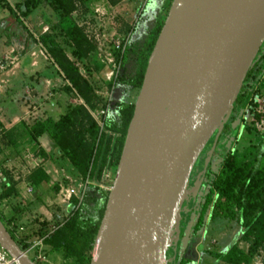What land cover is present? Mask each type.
<instances>
[{"label": "water", "instance_id": "1", "mask_svg": "<svg viewBox=\"0 0 264 264\" xmlns=\"http://www.w3.org/2000/svg\"><path fill=\"white\" fill-rule=\"evenodd\" d=\"M263 42L264 0H172L148 56L89 264H167L193 166L231 112ZM0 246L17 264H36L1 220Z\"/></svg>", "mask_w": 264, "mask_h": 264}, {"label": "trees", "instance_id": "2", "mask_svg": "<svg viewBox=\"0 0 264 264\" xmlns=\"http://www.w3.org/2000/svg\"><path fill=\"white\" fill-rule=\"evenodd\" d=\"M89 1L13 0L12 6H10L7 0H0V3L4 2L9 6L10 13L15 21L45 49L50 57L49 62L53 66L54 72L60 73L63 77L64 84L62 88L68 94L73 96L76 94L83 100V104L66 102L63 112L57 119L50 116L37 119L27 126V130L33 142H37L38 137L43 133L48 134L54 146L61 147L62 152L73 166L72 169L76 168L82 171L85 177H88L94 184V187L91 186L93 189L87 191L84 201L77 208L71 210L66 222L73 238L81 247L80 259L85 261V264H89L91 253L83 252L84 250L91 251L93 248L108 195V190H103L98 184L102 181L105 172H109L112 178L114 176L127 127L133 114L134 100H123L118 103L117 114L113 119L105 121L104 129L99 134V127L92 117L91 111L106 105L103 90L105 85L110 87L111 83L102 84L100 86L101 91H97L99 86L97 87L93 83L95 80L91 78L92 73L87 70L86 75H83L72 59L66 55L64 47V44L68 45L72 57L78 62H83L91 53H94L96 43L87 37L83 27L77 23H72L67 27L65 33L61 34L59 32L58 34L62 36L63 41H58V34L56 33L58 27L56 23L52 24L49 18L46 19V22L49 24L48 28L51 31L40 33L35 37L34 31L32 32L27 26L29 24L27 19L44 4L51 6L52 11L58 14L59 17H64L71 13L75 2L87 4ZM108 1L114 5L120 0ZM171 2L172 0H163L161 4L156 2L154 5L157 8L156 14H151L153 18L151 21L150 18H147L149 21L144 24L145 30L141 33L140 41L128 42L121 56L124 60L125 55L134 54L135 51L143 54L142 67L138 68L137 71L134 67L131 76L123 80L121 75L118 79V82L126 84L130 91H135V95L142 84L148 56L163 25ZM255 87L258 93L264 94V49L262 46L245 76L234 101V106L238 105L242 112L245 111L251 95L255 92ZM255 115L261 117L260 114ZM225 121L220 125L219 131L224 128ZM245 128L250 131L254 129V127L249 129L247 126ZM237 129L238 124L235 126V131ZM74 130L79 131L80 139H77L76 145H71L67 142L70 136L74 135ZM82 133L86 137L82 138ZM262 134L264 137V129ZM217 138L216 135L214 142L217 141ZM0 170L7 181L0 190V204L4 200L7 202L15 200L11 206L13 213L7 216L0 213V220L19 247L25 250V245L8 228L11 223L16 224L19 222L25 208L22 205L24 202L18 186L19 181H15L16 179L6 169L2 170L1 168ZM30 178L34 185L31 182H29V185L37 187L48 178V175L41 168H37L31 173ZM52 189L53 192H57L58 185L55 184ZM209 203L211 205L210 217L212 220L218 219L226 224L236 222L241 226L240 236L232 241L226 250H208L209 257L220 261L222 264L250 263L259 252L258 247L261 244L264 245V145L260 153L252 158L247 157L246 154L239 156L228 148L223 156L218 173L212 181V186L205 197L204 206L206 207ZM201 223L202 216H200L195 229H198ZM53 233L60 232L56 228ZM57 237L55 236V238ZM240 240L250 242L248 248H241L238 244ZM49 241L50 238L45 239V243ZM174 246L176 247V244ZM167 264H194V260L191 257L180 255L173 263H168L167 260Z\"/></svg>", "mask_w": 264, "mask_h": 264}, {"label": "rangeland", "instance_id": "3", "mask_svg": "<svg viewBox=\"0 0 264 264\" xmlns=\"http://www.w3.org/2000/svg\"><path fill=\"white\" fill-rule=\"evenodd\" d=\"M7 1L9 5L12 6L13 0ZM155 3L156 1L149 0V2L142 7L138 0H120L114 5L110 4L108 0H90L87 4L75 2L71 13L64 17H59L58 14L52 11L51 6L44 4L40 9H37L28 17L27 22L29 24H27V26L32 32H35H33V34L37 37L40 33L51 31L48 28L49 24L46 22V19L49 18L52 24L56 23L58 27L56 30L57 34L59 32H61V34L67 32V27L72 23H77L83 27L87 37L93 42L96 41L94 40V35L100 34L102 31H105L108 35L115 33L126 34L130 32L129 42L133 40L139 42L141 33L145 30L144 24L149 21L147 18H150L151 21V19H153L151 14H156L157 8L154 6ZM96 5H100L105 14L100 18L94 13V7ZM136 20L137 22H135ZM57 40L62 42V36L58 34ZM95 43L96 49L94 55L99 52L98 44L97 42ZM64 47L66 55L72 59L75 66L83 75H86L85 73H87V70L92 73L91 78L95 80H93V83L97 87L99 86L97 91H101L100 86L105 83L103 78H105V72H107L106 66L102 63V71L100 74L98 73L99 77L95 78V56L93 53L84 59L83 62H78L72 57L70 47L66 44H64ZM262 48L264 49V42ZM112 54L115 59L114 63L118 66V79H120L122 75L124 80L131 76L134 67L136 71L138 68L142 67L144 57L143 54H140L138 51H135L134 54L130 53L127 56L125 55L124 60L121 58L123 53L115 51ZM49 58L50 57L42 45L37 40H33L15 21L10 13L9 6L4 2L0 3V145L2 146V144H4V148H2L4 156H0V169H6L11 175H20V171L18 170L19 163L16 162L17 155L11 156L9 151L8 153L5 152L7 151L6 149H8V144L6 145V143L9 141L10 137H7V131L13 129L12 133L17 132L18 128L20 129L23 123L28 121L34 123L38 116L40 118L50 116L57 119L63 112L66 102L83 104V100L80 97L76 94L75 96L70 95L62 88L64 84L63 77L59 72V74L54 72ZM109 67H112L111 64H109ZM116 70L117 68L115 67V71ZM25 106L26 110L31 111L29 116L26 115V110H24ZM25 116L26 118H24ZM256 122L257 126L261 128L260 130L256 127L251 131L245 128L247 126L250 129L256 126ZM17 125H19L18 128ZM263 129L264 116H253L251 109L243 111V116L239 122L238 130L235 135V141H232L229 145V149L239 156L246 154L249 158L254 157L263 149ZM73 132L74 135L70 136L67 143L76 145L80 139V135L77 130ZM84 137H86V135L82 133V138ZM210 142L211 141H208L191 171L187 187L177 211V217L182 216L181 223H183V219L189 216L193 204L197 200L198 190H196L195 187L202 179L205 164H208L202 159L203 155L209 152ZM53 151L54 153L50 157V160L42 159V157L47 158V156L41 155L40 151L32 157L36 159L41 156L42 162L43 160L44 162L49 161L50 163L48 164L50 168L54 165L57 170L54 171L51 169L50 172L52 175L49 174L48 178L38 185L39 187L33 186L34 191L32 194L23 199L24 203H22V205L25 208L22 211L21 218L16 228L18 227L20 238L24 241L26 248L32 241H36L42 235L48 233L51 228L50 226H57L60 233H53V231L46 236V239L50 238V241L45 243L44 240V248L42 251L47 261L39 262V264H85V261L80 259L81 247L79 243L75 241L66 225L70 208L62 210V207L57 205L55 197L61 187L72 186L75 191H78L79 187L86 184L85 181L87 177H85L82 171L76 168H74V170L72 169L73 166L62 152L61 147L56 146L53 148ZM10 159H13L11 161H15V163L11 164V170L8 169L7 165L10 164ZM30 176L31 173L25 177L27 178L26 181L34 185ZM21 180L22 179L19 177L15 181ZM112 180L113 178L109 180L110 184ZM56 183L59 184L58 190L57 192H53L52 188ZM93 185L91 181L87 184L85 195L89 189H93ZM22 189H19L20 192ZM14 202L15 200H9L7 203L0 204V213H5L6 211H12L13 213L11 206ZM74 202L75 201H72L70 206L74 204ZM184 227L185 226L181 224L178 238H180ZM240 234V226L236 222L226 224L221 221L219 222L218 219L209 220L205 227L203 245L206 248L223 251L227 248L228 244L232 240L235 241ZM55 236L58 237L55 238ZM168 239H170L171 243L167 244L166 257L170 263H173L175 255H173L172 248L174 246L172 245V239ZM198 241L199 240H196L192 246V257L194 258L196 256L198 263L202 261L204 264H222L212 257H202L201 254L197 256L194 252V248ZM181 243L183 246L187 245L184 240H182ZM249 243L250 242L245 240H240L238 242L239 246L243 249L248 248ZM258 248L259 252L255 256L262 257L264 260V245L261 244ZM83 253H91L92 255V250H84ZM27 255L31 259L33 258L32 252H28ZM201 257L204 261L201 260Z\"/></svg>", "mask_w": 264, "mask_h": 264}, {"label": "built area", "instance_id": "4", "mask_svg": "<svg viewBox=\"0 0 264 264\" xmlns=\"http://www.w3.org/2000/svg\"><path fill=\"white\" fill-rule=\"evenodd\" d=\"M140 1L142 7L146 5L149 0H138ZM158 2V4H161L163 0H154ZM156 4V3H155ZM94 13L100 18L104 14L103 8L100 5H96L94 7ZM139 14V13H138ZM137 22V20L135 21ZM130 38V33L126 34H112L108 35L106 34L105 31H102L100 34H95L94 35V40L98 44V50L97 52L98 56L100 57V60L103 62V64L107 68V72H105V78L104 81L105 83H111L110 87H107L105 85L104 89V97L106 98V105L104 107L97 108L94 111H91V115L96 121L98 127H99V134L103 131L104 129V123L108 119H113L115 115L117 114V104L120 103L123 100H134L136 99L135 91H130V89L127 87L126 84L124 83H119L118 82V66L115 65L114 63V56L113 52H119L123 53L125 50V47L127 46ZM109 40V41H108ZM120 63V60H119ZM109 64H111V68L109 67ZM115 67L117 70L115 71ZM255 92L251 95L249 99V104L245 107V110L251 109L253 116L255 114H260L261 117L263 116L264 113V94L263 93H258L256 91L255 87ZM256 127L258 130L261 128L257 126V122L255 123ZM111 179V175L109 172H105L102 181L98 184L100 188L103 190H109L111 184L109 183V180ZM6 179L4 175L0 171V190L3 188V186L6 183ZM86 184H83L81 187H79L78 191H75L72 186H67V187H61L57 194L55 201L57 202V205L62 207V210H67L70 208V212L72 209L77 208L83 201H84V196L86 192V187L87 184L90 183L89 178H86ZM33 191V187L27 185L26 186V193L27 195H31ZM72 201H75L74 204L70 206V203ZM7 203L6 200L2 201L1 204ZM70 206V207H69ZM69 212V214H70ZM69 216V215H68ZM17 223H11L8 228L12 230L13 234L17 239L20 240V242L24 244V241L20 238L19 235V230L16 228ZM50 231L48 233H45L42 235L39 239L36 241H32L31 244H29L24 252L27 255L28 252H32L33 258L35 262H42V261H47L46 256L44 255L42 249L44 248V240L46 239V236H48L49 233L53 232L57 226L52 225L50 226ZM0 264H17L16 260L12 258L8 252L0 246ZM245 264V263H241ZM248 264H264V260L262 257L255 256L250 263Z\"/></svg>", "mask_w": 264, "mask_h": 264}, {"label": "flooded vegetation", "instance_id": "5", "mask_svg": "<svg viewBox=\"0 0 264 264\" xmlns=\"http://www.w3.org/2000/svg\"><path fill=\"white\" fill-rule=\"evenodd\" d=\"M242 116H243V112L240 106L238 105L234 106L233 104L231 112L229 113L225 121L224 128H222L221 131H216L210 139L211 142L209 144V152L208 154L203 155V159H202L203 161L205 160V162H207L208 164H205V170L202 179L197 186L198 187L197 200L193 204L191 213L189 214L188 217L185 218L186 222L183 221L182 223L185 227L183 229L182 234L180 235V238L177 240L176 247L174 246L172 248L173 255H175L174 259H176L180 255H184L185 257L192 258V246L194 245L196 240H198L201 237L202 232H205V227L208 224L209 220L212 221L210 217L211 205L209 203L206 205V207L204 206L205 197L209 192L210 187L212 186V181L215 178V175L218 173L223 156L227 152L229 145L232 143V141H235V135L238 130L237 129L235 131V126L237 124L239 125ZM216 135L218 136V138L217 141L214 142ZM200 216H202V223L199 225L198 229H195ZM182 240H184L187 245L183 246V244L181 243ZM168 263L170 262L168 261ZM36 264L39 263L36 262Z\"/></svg>", "mask_w": 264, "mask_h": 264}, {"label": "crops", "instance_id": "6", "mask_svg": "<svg viewBox=\"0 0 264 264\" xmlns=\"http://www.w3.org/2000/svg\"><path fill=\"white\" fill-rule=\"evenodd\" d=\"M94 55V53H93ZM95 66H94V70H95V78L99 77V74L102 71V61L100 60V57L95 53ZM99 73V74H98ZM26 106L24 107V110ZM26 115L29 116V113L31 111L26 110ZM26 118V116L24 117ZM37 119H40V117L38 116ZM31 121L25 122L23 123L22 127L20 126V129L18 128L19 125H17L18 131L12 133L11 131H7L8 132V136L9 137V141L6 143V145L8 144V149H6L8 153L11 156L17 155V161L19 163V167L18 170L20 171V175H12L14 177V179H18L19 177L22 179L21 181L18 182V186H20L19 189L21 190V196L24 198H26L27 193H26V186L29 185L30 183L28 181H26L27 178H25L28 174L32 173L34 170H36L37 168H41L48 176L49 174L52 175V173L50 172L51 169H53L54 171H56L57 169L54 167V165H52L50 168V165L48 163H50L49 161L47 162H43L41 161L42 159H49L52 156V154L54 153L53 148H55L52 139L50 138V136L48 134L43 133L41 136L38 137L37 142H33L31 141L29 132L27 130V126L31 125ZM12 126V125H11ZM11 141V142H10ZM12 143V144H11ZM2 148H4V144H2V146L0 145V156L3 157L4 153L2 152ZM15 150V151H14ZM55 150V149H54ZM38 151H40V154L43 156H47V158L42 157H37L36 159L32 158L33 155L37 154ZM13 159H10V161ZM40 160V161H39ZM15 163V161H11L10 164L8 165V169L11 170L12 166L11 164ZM11 172V171H10ZM59 181V180H57ZM57 185H59L58 183H56ZM30 186V185H29ZM34 189V188H33ZM34 191V190H33ZM32 191V192H33ZM56 198V197H55ZM2 214L4 215H10L12 214L11 212L6 211L5 213L2 212ZM184 222H186V219L184 220ZM204 233L202 232L201 237L198 239L199 241L196 243L195 245V253L197 256H200V254L202 255V257H209V255L207 254L208 250H213L210 248H206L203 245L204 242ZM179 239V238H178ZM177 243V242H176ZM200 252V253H199ZM201 257V258H202ZM192 259L194 260V264H204L202 263V261H200L201 263H198L196 256ZM203 260V258L201 259ZM204 261V260H203Z\"/></svg>", "mask_w": 264, "mask_h": 264}]
</instances>
